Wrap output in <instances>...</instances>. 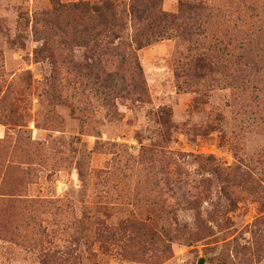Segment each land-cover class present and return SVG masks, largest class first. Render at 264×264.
<instances>
[{
  "label": "rangeland",
  "instance_id": "374dc122",
  "mask_svg": "<svg viewBox=\"0 0 264 264\" xmlns=\"http://www.w3.org/2000/svg\"><path fill=\"white\" fill-rule=\"evenodd\" d=\"M132 1L0 0V264H264V0L139 50Z\"/></svg>",
  "mask_w": 264,
  "mask_h": 264
},
{
  "label": "trees",
  "instance_id": "16d2710c",
  "mask_svg": "<svg viewBox=\"0 0 264 264\" xmlns=\"http://www.w3.org/2000/svg\"><path fill=\"white\" fill-rule=\"evenodd\" d=\"M73 17L77 21H85L86 30L97 29V36L103 35L104 38L120 39V32L123 28V20L120 13L116 12L112 3L102 2L100 5H90L88 3H76L70 6ZM132 19L136 21L141 29L136 30V35L133 38V43L136 49L148 47L163 39H169L172 31H177L183 28L187 20H195V17L204 11V8L197 6H188L186 9H180L177 15H170L162 11L159 1L147 0H133L129 6ZM89 26V28L87 27ZM89 32V30H88ZM95 46V41L90 40ZM110 41L106 42L105 48L109 46ZM98 45V44H97ZM121 46L114 48H107L109 51L117 50ZM122 47V46H121ZM127 54H120L121 62L127 66L132 73L138 71L139 65L130 47H125L124 52ZM112 75V74H110ZM109 75V76H110Z\"/></svg>",
  "mask_w": 264,
  "mask_h": 264
},
{
  "label": "water",
  "instance_id": "95a60500",
  "mask_svg": "<svg viewBox=\"0 0 264 264\" xmlns=\"http://www.w3.org/2000/svg\"><path fill=\"white\" fill-rule=\"evenodd\" d=\"M197 264H205V260L203 258H200L198 260Z\"/></svg>",
  "mask_w": 264,
  "mask_h": 264
}]
</instances>
